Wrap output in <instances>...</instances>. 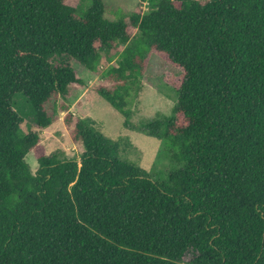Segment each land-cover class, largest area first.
Here are the masks:
<instances>
[{
	"label": "trees",
	"instance_id": "16d2710c",
	"mask_svg": "<svg viewBox=\"0 0 264 264\" xmlns=\"http://www.w3.org/2000/svg\"><path fill=\"white\" fill-rule=\"evenodd\" d=\"M146 1L127 21L104 0H0V264H264V0ZM150 53L182 75L171 115L135 124ZM74 63L126 129L165 142V180L70 111ZM18 95L36 130L65 113L80 160L23 133Z\"/></svg>",
	"mask_w": 264,
	"mask_h": 264
},
{
	"label": "rangeland",
	"instance_id": "374dc122",
	"mask_svg": "<svg viewBox=\"0 0 264 264\" xmlns=\"http://www.w3.org/2000/svg\"><path fill=\"white\" fill-rule=\"evenodd\" d=\"M69 5L76 6L79 0H68ZM106 16L116 19V11H122L123 17L128 21L132 12L149 11V2L141 4V0H104ZM132 37L137 34L135 29H130ZM122 48L111 53H119ZM148 69L143 78V91L139 100L134 105L133 122L139 124L143 121L159 117L169 116L175 106V94L168 87L175 85L181 78V69L165 61L159 55H148ZM117 59V58H116ZM114 60L110 64H115ZM109 63L102 60L101 70L107 68ZM74 69L78 76L85 81L86 87L75 88L71 91V112L77 117H91L100 130L109 138L119 140L122 144L121 156L123 159L136 163L145 169L154 180L163 181L171 170L168 146L164 141L145 136L124 127V117L113 109L109 103L96 93V87L101 83L100 77L92 74L84 67L74 63ZM168 85V86H167ZM21 95L15 98L16 109L24 117L23 133L36 130L30 117V109ZM65 113L59 114V119L49 128L36 130L41 137V143L47 154L63 151L68 158L80 160L82 148L75 145L70 138V130L64 123ZM32 171L36 172L38 165L34 155L27 156ZM191 257L184 258L185 263L190 262Z\"/></svg>",
	"mask_w": 264,
	"mask_h": 264
}]
</instances>
